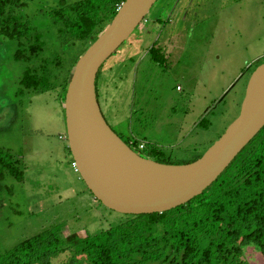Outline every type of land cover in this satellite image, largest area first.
<instances>
[{
  "label": "rangeland",
  "instance_id": "obj_1",
  "mask_svg": "<svg viewBox=\"0 0 264 264\" xmlns=\"http://www.w3.org/2000/svg\"><path fill=\"white\" fill-rule=\"evenodd\" d=\"M21 1L18 12L47 42L45 56L65 50L63 67H71L81 49L60 48L49 13L60 0ZM154 45L161 62L150 56ZM15 47L0 34V148L24 166L22 181H0V254L59 222L66 236L84 237L130 215L95 198L72 162L61 89L16 95L31 63L14 60ZM262 58L264 0H157L104 62L97 79L101 110L125 142L135 136L149 143L147 152L159 146L164 158L187 162L204 154L238 117ZM203 117L207 125H199ZM70 256L62 251L52 264H66ZM244 258L264 264L253 244Z\"/></svg>",
  "mask_w": 264,
  "mask_h": 264
},
{
  "label": "trees",
  "instance_id": "obj_2",
  "mask_svg": "<svg viewBox=\"0 0 264 264\" xmlns=\"http://www.w3.org/2000/svg\"><path fill=\"white\" fill-rule=\"evenodd\" d=\"M124 1L60 0L49 11L60 48L81 49L72 66L64 68L65 50L45 56L47 42L18 12L25 3L0 0V34L16 43L14 60L31 63L22 73L16 95L60 88L64 105L78 59L111 23ZM159 50L152 46L150 56L161 62ZM263 62L264 58L259 59L256 67ZM199 125H207L206 117ZM148 144L142 155L163 163H189L203 155L176 163L164 158L159 146L147 152ZM6 176L22 181L24 166L9 150L0 148V181ZM64 229L65 224L59 222L21 241L0 254V264H52L62 251H71L66 264H249L244 249L251 244L264 257V127L209 188L187 203L162 213L130 214L124 221L84 237L66 236ZM72 236L75 242L70 244Z\"/></svg>",
  "mask_w": 264,
  "mask_h": 264
},
{
  "label": "water",
  "instance_id": "obj_3",
  "mask_svg": "<svg viewBox=\"0 0 264 264\" xmlns=\"http://www.w3.org/2000/svg\"><path fill=\"white\" fill-rule=\"evenodd\" d=\"M156 1L121 4L111 23L78 59L64 104L77 171L95 198L124 214L162 213L202 194L264 127V62L251 74L238 117L195 161L173 164L146 157L109 125L97 95L98 73Z\"/></svg>",
  "mask_w": 264,
  "mask_h": 264
},
{
  "label": "built area",
  "instance_id": "obj_4",
  "mask_svg": "<svg viewBox=\"0 0 264 264\" xmlns=\"http://www.w3.org/2000/svg\"><path fill=\"white\" fill-rule=\"evenodd\" d=\"M120 7V6H119ZM130 143L128 144L130 147H132L135 151L139 152L140 154H142V150L146 147V142L143 140L138 139L137 137H130ZM138 140V142L136 143V141ZM141 151V152H140Z\"/></svg>",
  "mask_w": 264,
  "mask_h": 264
},
{
  "label": "crops",
  "instance_id": "obj_5",
  "mask_svg": "<svg viewBox=\"0 0 264 264\" xmlns=\"http://www.w3.org/2000/svg\"><path fill=\"white\" fill-rule=\"evenodd\" d=\"M131 137V136H130Z\"/></svg>",
  "mask_w": 264,
  "mask_h": 264
}]
</instances>
